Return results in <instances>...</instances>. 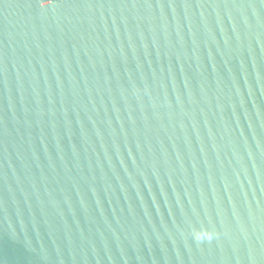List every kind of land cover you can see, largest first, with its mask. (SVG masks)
Here are the masks:
<instances>
[{"label":"water","instance_id":"water-1","mask_svg":"<svg viewBox=\"0 0 264 264\" xmlns=\"http://www.w3.org/2000/svg\"><path fill=\"white\" fill-rule=\"evenodd\" d=\"M0 264H264V0H0Z\"/></svg>","mask_w":264,"mask_h":264}]
</instances>
